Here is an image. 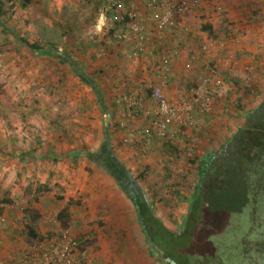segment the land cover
Wrapping results in <instances>:
<instances>
[{
  "label": "rangeland",
  "instance_id": "374dc122",
  "mask_svg": "<svg viewBox=\"0 0 264 264\" xmlns=\"http://www.w3.org/2000/svg\"><path fill=\"white\" fill-rule=\"evenodd\" d=\"M239 1H233L237 5L233 8L240 9ZM243 2L244 8H257L249 0ZM83 3L86 0H0V220L5 225L8 218L17 219L20 229L15 230L12 242L19 248L14 252L17 258V253L28 252L43 241L23 234L27 224L37 234L46 226L47 242L58 229L68 232L83 242L98 264H165L142 232L126 191L127 182L119 183L114 174L123 170V178L130 177L128 183L144 192L163 226L180 233L208 156L237 129L235 123L243 120L244 113L263 101L264 43L257 48L252 63L245 62L252 55L245 52L247 45H234L238 50L233 56L236 71L244 65L256 66L261 77L256 89L252 81L250 85L244 79L232 83L222 95L225 107L212 119L213 128L207 126V117L183 133L159 140L142 120L127 122L124 130L117 127L122 104L105 90L100 77L106 54L122 62L131 41L126 34V40L115 44L108 33L113 23L102 3L95 1V10ZM180 27L178 24L169 34L171 42L166 48L177 52L185 49L189 55L193 49L189 51L186 42H178L183 33ZM24 42L51 55L37 56ZM123 49L126 53L121 52ZM121 62L118 67L110 61L111 70L119 74L140 70L145 74L142 66V70L137 64L130 68ZM157 62L146 60L142 64L148 68ZM199 68L194 67L189 74L183 71L185 76L180 81L194 78ZM233 72L220 74L234 77ZM82 74L92 79L87 82ZM91 82L97 89L90 86ZM246 86L253 93L244 97L241 90ZM233 89L237 92L232 93ZM97 90L103 94L100 98ZM77 153L85 156L74 165L72 158ZM53 156L58 159L42 160ZM46 212L56 216L57 230L45 219ZM246 214L244 211L238 218L240 231L247 227ZM24 217L28 223H23ZM202 233L177 242L166 238L177 263L187 255V264H194L192 255L205 245ZM231 238L238 239L239 233L231 234ZM208 246L215 251L221 248L214 242ZM9 248L6 244L0 252V264H13ZM234 253L232 250L228 256L235 258ZM228 264L236 262L229 258Z\"/></svg>",
  "mask_w": 264,
  "mask_h": 264
},
{
  "label": "trees",
  "instance_id": "16d2710c",
  "mask_svg": "<svg viewBox=\"0 0 264 264\" xmlns=\"http://www.w3.org/2000/svg\"><path fill=\"white\" fill-rule=\"evenodd\" d=\"M105 14L113 23L112 30L108 33L114 43L123 41L117 37L120 33L124 34L125 38L127 34L129 38L126 27L111 20L114 14ZM24 44L34 50L37 56L51 55L35 45L27 42ZM229 47L228 44L225 46L226 49ZM82 75V79L87 82L92 79L89 75ZM102 95L99 90L98 98ZM82 156L85 155L77 153L72 158V163L77 165L78 158ZM48 159L58 158H42L43 161ZM126 182V191L142 232L151 248L162 251H158V254L165 260V264H187L190 261L186 255L177 263V256L166 238L175 242L191 239L197 232L200 234L201 230L205 232L202 233L205 245L197 254L192 255L195 258L194 264H228L229 258L236 264H264V98L255 110L244 115L243 126L225 139L205 163L197 194L189 204L188 215L180 233L167 230L154 216L144 192L136 184L128 183L131 182L130 177ZM244 211L247 212L248 224L240 231L238 218H241L240 214ZM25 228L29 238L44 239L37 235L31 226L27 225ZM234 233H239L236 240L231 238ZM219 237L221 238L218 240ZM78 241L83 243L79 239ZM212 242L221 248L215 251L214 247L208 246ZM232 250L235 251V258L228 256Z\"/></svg>",
  "mask_w": 264,
  "mask_h": 264
},
{
  "label": "built area",
  "instance_id": "2783aa9c",
  "mask_svg": "<svg viewBox=\"0 0 264 264\" xmlns=\"http://www.w3.org/2000/svg\"><path fill=\"white\" fill-rule=\"evenodd\" d=\"M100 1L105 13L114 14L111 20L126 27L131 41L127 60L137 63L148 53L150 43L174 30L179 19L191 11L190 9L199 8L202 0H188V4H178L173 0H146L144 8L150 13L147 23L143 22L137 11L124 8L120 0ZM212 8L216 17H220L225 11L220 4H215ZM235 27V24L230 22H223L222 25V29L228 32L233 31ZM117 37L125 39V35L121 33ZM230 43V47L240 44L238 39H233ZM227 50L224 43L214 40L200 44L188 56L183 68V71L189 74L194 67L200 66L194 80H184L191 86L182 85L174 92L168 90V80L172 73L171 59L176 56L177 51L161 52L155 56L158 61L155 65L156 80L130 81L129 91L120 95L117 103L122 104V107L119 109L117 127L124 130L128 121L142 120L149 124L159 140H168L173 134L183 133L185 129L195 127L201 117L216 111L217 103L222 101L226 88L231 86L220 74L237 69H233L236 63L227 56ZM245 67L246 65L237 71L239 75H247ZM245 81L247 82V79ZM137 85L145 91V95L141 96L137 92ZM44 216L52 225H59L52 212H46ZM26 257L28 264H96L83 244L62 230H58L52 240L36 244Z\"/></svg>",
  "mask_w": 264,
  "mask_h": 264
},
{
  "label": "crops",
  "instance_id": "0c3cea01",
  "mask_svg": "<svg viewBox=\"0 0 264 264\" xmlns=\"http://www.w3.org/2000/svg\"><path fill=\"white\" fill-rule=\"evenodd\" d=\"M95 1L97 0H86V3H83V4H87L89 5L90 9L95 10L94 7H97L96 6L97 4L95 3ZM120 1L124 8L137 11L140 14V18L143 20V22L147 23L149 21L150 13L147 12V10L144 8L146 0H120ZM173 1H175L178 4L179 3L188 4V0H173ZM233 1L235 0H202L199 8L190 9L191 11L187 12L186 15H184L182 18L179 19L178 24H180L181 26L180 28L183 29V33L180 34L181 38L180 40H178V42H186L185 44L187 45V48H189V51L190 49H193V51H195L196 48L200 44L210 41V40H214L216 42H233V39H238L239 42H244V44L247 45L245 52L252 53V55H249L246 57L247 60H245V62L252 63L253 62L252 58H254L253 55L256 53L257 48H259L264 43V0H249L250 3H255V5H257L256 6L257 8L255 10H249L247 7L244 8V6L242 5L246 3L245 2L242 3V0L238 2V6H240L239 7L240 9H235L237 5L235 3L233 4ZM215 4H220L225 10L224 13L220 15V17H216V15L212 11L213 9L212 7ZM233 6L235 8H233ZM185 16H189V18H186ZM224 21H228L230 23L235 24L237 28L235 27L234 30L230 32H224L223 31L224 29H222V25ZM205 27H207L208 29L205 30L204 29ZM185 29H188V31H186ZM174 30L167 32L166 35H164V37L158 38L159 42L157 41L154 42L156 40L155 39L152 43H150L148 53L144 55L141 58L142 60H140L137 63H132L127 60V55L130 50V45H129V48L127 49V53L125 52L126 50L124 49L121 51L122 53L123 52L126 53V56L122 57V62H126V64H128L126 66L133 68L137 64L138 69H141V66H142V69L144 70L145 74H140V70H138V72L136 73H132V70L129 72H122V74L113 72L109 66V62L111 61L115 64H118V67H120L119 62L121 61L116 60V58H113V60H111L112 56L110 57L109 55L106 54L107 59L105 60L104 66H103L105 70L101 74L102 76L100 75L101 76L100 82L103 87L105 86L104 88L106 91H108V93L111 92V96H113V99L116 100V98H120L119 95H122L125 92L129 91L130 81H133V80L138 81L141 79H147L149 81L156 80L157 78L156 72H155L156 66L154 65L153 67L149 66L148 68H144L146 67V65H143L142 63L146 60L148 62H154L156 59L155 56H157L161 52L173 51V50L167 49L166 47L170 46L171 41L169 39V36H170L169 34H171V32L174 33ZM103 34H105V32H103ZM162 40H166V42L164 41L161 42ZM161 46H164L165 48L162 49L159 53H157L156 50ZM235 51H238V50L234 46L229 47V49L227 50V56L231 58L234 63H236L235 68L233 67V69H236V66H237V60L233 59L235 58L233 56L238 54V52H235ZM187 53L188 51L185 49L180 50L176 52V56L171 59L172 73L169 75V80H168V90L170 92H174L175 90H177L176 89L177 87L180 88L182 85H185V87H187V85L190 84V83L186 84L184 80L180 81V79L184 76L183 68L186 65L188 56L190 55V54L188 55ZM263 54H264V51H263ZM210 59H211V55H210ZM245 70L248 71L247 75L243 73H240L239 75V73L234 70L233 72L234 77L233 75H229V77H226L225 79L227 80L228 85L232 86L233 85L232 83H235L238 80L239 82H241L240 79H244V80L247 79V82L244 81V83L246 85H250L251 84L250 81H252V84L255 83L256 86L254 89H256L257 85L260 84L261 82L260 74L259 72L258 73L256 72L257 71L256 66L253 64L246 65ZM236 73H238V75L235 78ZM192 80H194V78H192ZM90 86H95V85L93 82H91ZM135 88L138 89L137 92L141 94V96L145 95V91H142V89H140L138 85ZM241 91L243 92L242 95L244 97H247L248 94L253 93V90L250 89L249 86L244 87L243 90ZM96 92L98 94V90ZM236 92H237V89L232 90V93H236ZM224 107H225L224 101H221L220 103L218 102L215 107L217 110L213 114L205 116V118L204 116L203 118L201 117L197 125L203 120L207 119L208 117L210 119V123L207 121V126L209 127L212 125V128H213L214 120L212 119L217 115V113L221 112ZM244 114H247V113H244ZM243 123H244V118L243 120H240L239 122L237 121V123H235L237 129H235L230 136H232L235 131L241 128L243 126ZM212 155L213 154H210L208 156V159ZM15 219L16 218H12V219L8 218L6 220L5 225H3L4 222L0 220L1 222L0 225H3L2 227L3 232H0V252H4L3 249L6 247V244H10L9 253L11 257L9 258V261H12L13 259V264H28V261L26 260L27 257L25 254L28 253L29 251L28 252L21 251V253L19 254L17 253V256L19 258H17L16 253H14L15 251L17 252V249L19 248L16 249L15 244H12V242H14L16 238L15 230L17 228L18 230L20 229L19 226H17L18 225L17 219L16 220ZM24 221L25 222L21 220V222L23 223H28L26 217H24ZM26 226L27 224L25 225V227ZM52 227L56 228V230L58 229V225H52ZM45 229H47L46 226H43L40 230L41 233L39 232V234L37 233L36 234L41 237H45L44 232L47 231ZM23 234L26 235V232H24ZM89 254H90V251H89ZM94 262L98 264L96 260H94Z\"/></svg>",
  "mask_w": 264,
  "mask_h": 264
},
{
  "label": "flooded vegetation",
  "instance_id": "af4514ba",
  "mask_svg": "<svg viewBox=\"0 0 264 264\" xmlns=\"http://www.w3.org/2000/svg\"><path fill=\"white\" fill-rule=\"evenodd\" d=\"M101 169L106 170V169H104V168H101ZM122 171H123V170L120 171V170L117 169V172L114 174L115 177L119 180V183H122V182H125V181L129 180V178H128L127 180H125V179L123 178V176H125V173L122 172Z\"/></svg>",
  "mask_w": 264,
  "mask_h": 264
},
{
  "label": "water",
  "instance_id": "95a60500",
  "mask_svg": "<svg viewBox=\"0 0 264 264\" xmlns=\"http://www.w3.org/2000/svg\"><path fill=\"white\" fill-rule=\"evenodd\" d=\"M108 118H109V116H107ZM158 251L160 252V253H162V251L160 250V249H158Z\"/></svg>",
  "mask_w": 264,
  "mask_h": 264
}]
</instances>
